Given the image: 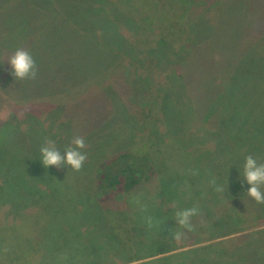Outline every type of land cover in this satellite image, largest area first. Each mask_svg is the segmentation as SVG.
Returning a JSON list of instances; mask_svg holds the SVG:
<instances>
[{"label":"rangeland","instance_id":"374dc122","mask_svg":"<svg viewBox=\"0 0 264 264\" xmlns=\"http://www.w3.org/2000/svg\"><path fill=\"white\" fill-rule=\"evenodd\" d=\"M5 2L10 4H0V223L20 220L19 230L32 231L38 188L61 190L64 179L75 189L72 176L88 181L95 160L143 137L149 151L155 150L150 158L156 164L155 186L144 203V246L146 253H164L148 260L178 259L191 248H177L183 239L175 241L172 233L183 231L198 246L223 241L230 255L222 264H264V243L250 248L251 256L245 247L264 233V222L259 223L264 204L247 196L242 176L245 156L264 163V0ZM163 41L165 50L159 47ZM134 44L157 49L144 53L142 86L125 73L120 77L114 66L137 56ZM20 48L35 60V79L18 81L12 75L7 59ZM141 101L153 118L148 132L137 119ZM37 133L41 141L63 146L61 155L74 137H84L82 169L37 166L43 144ZM77 194L53 207L68 205ZM6 201L17 210L14 217L8 216ZM192 207L199 209L192 229H181L175 213ZM82 210L71 212L68 205L59 217L47 216L53 226L68 229L77 217L87 228ZM148 216L154 220L151 228ZM86 218L89 224L90 214ZM3 232L9 230L0 228ZM12 244L34 261L29 251L24 254L25 243Z\"/></svg>","mask_w":264,"mask_h":264},{"label":"trees","instance_id":"16d2710c","mask_svg":"<svg viewBox=\"0 0 264 264\" xmlns=\"http://www.w3.org/2000/svg\"><path fill=\"white\" fill-rule=\"evenodd\" d=\"M2 3L4 6L10 4L5 0L0 1V4ZM2 30L0 25V32ZM140 42L144 43V39ZM134 45L135 50L138 51L137 56L131 57L127 61L121 59L114 66L119 70L120 77H123L125 73L129 75L128 80L142 86L145 82L144 66L147 67L144 63V53H156L157 49L150 44L145 49L143 48L144 44ZM159 47L165 50L167 45L163 41ZM147 54L145 56L149 60ZM163 54V51L160 50V60L165 58ZM165 60L167 62L164 63L167 65L171 63L168 59ZM0 66L2 68L1 62ZM155 67L159 68L158 64ZM180 68L181 66L176 70L177 77ZM3 71L5 72V70ZM172 79L174 78H171L170 81ZM7 82L6 86L12 87L11 82ZM89 101L92 102L91 99H88ZM145 103L147 104V102ZM146 104L144 105V101L139 103L138 108H141L142 113L137 119L143 128H147L146 132H148L153 118L144 112ZM90 114H92L91 111ZM70 131L72 137L77 135L75 126L70 127ZM38 136L39 139H37ZM40 139L42 140V137L40 133H37L36 140H39V145L42 142L44 144V141ZM142 139L144 138L141 137L139 140L129 143L128 149L119 151L116 155L109 156L102 161L95 160V170L89 176L88 181L82 180L79 175L72 176L71 179L76 183L75 189L70 186L71 182H65L64 179L61 180L64 187L61 190L38 188L39 195L36 197L34 210V213L37 214L35 215L36 224L32 231L26 233L19 230L20 226L17 223L20 220L12 224L11 222L10 224L0 223V226H6L0 228L9 230L7 233L0 234V264H222L225 258L228 259L230 254L228 249L222 248L223 241L218 240L210 245L198 246L186 240L187 238H183V242L177 248H191L180 251L178 259L171 260L174 256L167 255L148 260L164 255V253H146L144 246V203L148 202L147 196L155 186L152 181L156 175V164L150 158V153H154L155 150L149 151V143L146 145ZM61 148L63 146H60L59 149ZM41 165L42 163L37 162V166ZM81 181L84 183L82 186ZM77 193L80 195L73 200L70 198L72 201L68 205L71 212L78 211L83 207L82 211L85 214L81 220L87 225V228L77 224V217H75L74 225L68 229L59 223L53 226L49 222L48 213L52 212L59 217L62 210L68 206L53 207L54 204ZM8 203L6 201L4 205H10L8 216L14 217L18 212L11 206V202ZM1 205L2 202H0V210ZM86 213L90 214L89 224L86 222ZM41 215L43 216L41 217ZM263 222L260 220V225ZM184 237L187 236L184 234ZM252 238L254 242L248 243L255 245L247 243L245 246L250 256L252 255L250 248H256L264 243V233H261L260 237ZM12 241L19 247H21L20 244L25 243L24 247L27 250L24 254L30 252L34 261L30 262L27 255L21 256L19 252H23V250L20 248L17 250ZM211 245L215 247L209 248ZM260 249H264V244ZM171 251L172 249L167 252ZM260 253L264 257V251H260Z\"/></svg>","mask_w":264,"mask_h":264},{"label":"clouds","instance_id":"9594fccd","mask_svg":"<svg viewBox=\"0 0 264 264\" xmlns=\"http://www.w3.org/2000/svg\"><path fill=\"white\" fill-rule=\"evenodd\" d=\"M8 64L11 66L12 75L16 80L35 79L37 76V67L32 55L25 49H17L8 59ZM85 139L82 136L74 137L71 145L64 149V154L61 155L54 141L46 139L40 148V161L45 168L49 166L60 169L67 165L73 171H80L87 160V154L82 149H85ZM247 185V196L256 204H264V163H258L252 155H247L244 158L243 174ZM215 183V181H213ZM216 191L224 192L225 189L217 187ZM199 214L197 207L181 209L175 213V221L181 229H192V218ZM146 223L149 228L154 226L153 217H146ZM161 223H155L159 226ZM175 241L179 242L184 238L183 231L172 233Z\"/></svg>","mask_w":264,"mask_h":264}]
</instances>
